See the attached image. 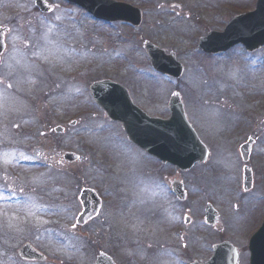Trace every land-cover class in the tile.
Here are the masks:
<instances>
[{
	"label": "rangeland",
	"instance_id": "obj_1",
	"mask_svg": "<svg viewBox=\"0 0 264 264\" xmlns=\"http://www.w3.org/2000/svg\"><path fill=\"white\" fill-rule=\"evenodd\" d=\"M31 5L33 6V0H27V3L23 0H7L4 6L0 2L1 22L4 24L12 22L15 15L22 14L23 11V16L33 15L30 10ZM15 19L18 25L19 16ZM41 23L38 21L36 28L43 34L45 45L37 51L47 52L46 61L41 59L40 64L34 65L32 61L35 59L28 51L25 54H18L16 51L11 58L10 68L13 76L19 77L21 84L25 86L31 81V71L39 74L45 80L44 87L52 86L50 93L52 95L44 99L46 106L36 118L32 116L34 113L30 104L32 102L6 92L0 85V122L7 119L14 120L7 123L8 128L11 125L16 131L9 132L12 146L17 143H27L30 146L28 156H37L49 170L37 159L30 158L22 165L18 162L12 164L14 178L7 174L3 177L0 175V209L6 211L9 203L15 201L14 198L9 199L7 196L6 187L9 191H14L16 197H20L15 208H12V219L4 218L0 213V246H4V243L12 246V248L0 249L1 253L10 259L11 264H23L18 257V251L21 245L29 243L46 257V262L42 264H90L99 252L109 253L118 264H136L137 261L144 263L148 252L149 264H165L162 260L165 259L164 253L171 254L174 251L173 239L174 242H178L177 245L180 247L183 245L184 248L189 243H193V245L189 244L185 251L190 255L197 252L199 253L196 255L197 258L205 259L210 257L212 251L203 243L217 241L216 234L204 227L200 220L206 206L202 198L205 194V197H208L205 201L208 199V203L214 202L216 209L221 212L220 241L235 240L237 242L234 244L239 249L244 248L246 244L245 249L241 250L245 262L244 251L248 240L245 227L254 229L260 218L256 219L257 215H255L249 219L246 217V211L242 213L241 202L244 203V200L241 201L238 191L235 142L238 139L241 142L245 141L248 137L264 139V60L254 56L251 60L243 59L220 66L218 61H215L214 65L211 61L205 60L200 69L192 67L191 55L185 56L189 48L195 47L193 43H188L181 46L178 53L181 61L187 66L186 78L192 79L197 75L196 78L189 86L184 81L179 84L166 83L164 77L151 68L144 53H140L143 47V42L141 43L140 40L138 43H141V48L137 56L131 51L133 49L131 46L130 50L124 48L120 52L121 55L130 52L124 56L125 59L123 57L111 59L110 55L97 52L101 48L96 51L86 47L74 48L64 37L55 41V36L48 31V28L54 26H49L47 23L46 26L39 27ZM102 31H97L100 36ZM122 31L128 33V29L123 28ZM111 35L117 37L113 31ZM147 38L145 36L144 40ZM157 38L159 40L157 45H165L170 40L164 36ZM20 42V38L16 37L10 41L7 48L15 51V44ZM235 52L232 56L237 59L246 55L245 52ZM129 55L137 57L139 61L131 59ZM89 63H94L96 66L90 74L83 73L82 76H77L71 72L78 67L88 68ZM109 65L110 68L115 69L122 66L125 71L124 77H117L118 74L113 70L105 71L109 76L103 75L101 67ZM56 70L60 71L57 82H55ZM68 70L70 72H67ZM201 70L202 79H198L197 71ZM87 75L94 82L97 79L102 80L103 77L120 80L121 85L130 89L134 100L142 101L141 106L151 117L162 116L168 92H173L172 87L180 86L181 91H185L187 95L185 102L188 119L195 126L202 142L212 150L208 162L196 166L188 173H181L169 167L158 172L159 168L155 161L132 146L123 136L122 131L106 121L101 110L91 104L88 98ZM48 91L46 89V93ZM200 93L205 96L199 98ZM81 107L90 109V112L79 110ZM24 114L26 118L31 117L33 120L22 127V120L18 118L23 117ZM87 117L91 118L89 127L93 132L89 128L86 130V126L82 123L85 121L84 118L89 119ZM39 119L47 129L44 139V130L40 127ZM80 119L84 120L80 121ZM73 121L78 122L75 130L69 125ZM56 127H63L66 132L63 135L53 132L55 138H51V142L48 140V134H51L49 128L54 130ZM77 134L78 138H75ZM82 140L89 143L93 149L88 148L87 152L81 151L82 147L86 146L81 142ZM10 141L4 140L7 143ZM74 145H77V148ZM72 152L79 155L82 160L76 165H66L63 156ZM87 154L91 155L93 160L87 159ZM261 154L253 159L251 165L255 170V188L251 195L258 190L257 196H261L260 198H262L261 191L264 192V154ZM2 166L3 163L0 162V168ZM56 172H59L62 179H55L53 173ZM68 177L70 179H67ZM1 179H4L6 187L1 184ZM101 179L107 181L110 190L105 188V183L103 184ZM175 180L187 182V188L192 193L190 202L187 198L188 201L184 206L172 202L169 196L168 189L170 190V185ZM58 182L63 183L64 190L57 187L52 190L51 186ZM102 188L113 195L112 204L109 203L107 208L104 205L100 216L84 229L76 228L75 220L81 212V206L75 202L76 193L82 189H94L96 192L99 189L101 194L98 193L103 197L106 194ZM249 201L245 199V203ZM235 204H240L237 205L236 212L242 213L241 215L235 213ZM150 211H156L161 217L155 216L156 214L151 216ZM185 215L195 221L186 227L188 229L187 233L183 234L182 244L181 236L174 237L173 232L179 227L178 222ZM34 219L37 221L33 222ZM108 220L114 221L109 225ZM49 224H51L50 228H44ZM132 224L135 225L133 235L130 228ZM138 224L142 225L143 229L140 230ZM237 226L242 228L243 232ZM121 228H125V231ZM146 228L148 229L144 230ZM150 229L155 233L148 237ZM8 232L10 235L13 234L10 243L9 237L6 236ZM210 234L213 236L207 238ZM142 237L148 242L147 249L140 245L139 240ZM80 239L81 241L78 242ZM197 247L200 249L197 250ZM184 255L189 259L195 257ZM185 256L183 260L189 262Z\"/></svg>",
	"mask_w": 264,
	"mask_h": 264
},
{
	"label": "water",
	"instance_id": "obj_2",
	"mask_svg": "<svg viewBox=\"0 0 264 264\" xmlns=\"http://www.w3.org/2000/svg\"><path fill=\"white\" fill-rule=\"evenodd\" d=\"M83 6L97 18L103 20H126L139 22V11L130 10L123 5L101 3L97 0L82 1ZM40 9L43 5L37 1ZM129 10V11H128ZM113 15H120L114 17ZM132 15V16H129ZM255 15H264V4H259L258 11ZM264 35V34H263ZM224 37V36H222ZM264 42V41H263ZM147 51L152 59L153 67L158 71L170 74L179 78L183 71L181 66L166 58L163 52L158 51L153 46L149 45ZM1 53V51H0ZM172 67L175 68L172 69ZM172 71V72H171ZM100 86V85H98ZM95 86L92 88L94 98L108 112L113 120L122 121L130 135L131 140L152 155L159 157L161 160L170 162L171 164L180 167L181 169H190L197 162L206 160L208 153L206 148L199 141L191 127L189 126L182 105L180 102L174 101L171 106L172 119L168 122L161 120H152L147 118L137 108L128 114L120 113L114 110L109 104L125 100L129 101L127 96H118L115 93L123 92L124 90L112 84H106V91ZM97 88V89H96ZM250 146H246L248 150ZM244 158L248 157V153L244 152ZM72 160V159H71ZM89 192L86 194L88 195ZM99 211V207L92 194L87 196L85 211L81 218L95 216ZM219 247L216 252H223V248ZM250 250L252 253L251 264H264V229L257 234L251 242ZM24 259L41 260L42 257L37 255L30 246L24 247L20 251ZM223 258L222 254H218L217 260ZM97 264H113L110 259L102 257L98 259Z\"/></svg>",
	"mask_w": 264,
	"mask_h": 264
},
{
	"label": "flooded vegetation",
	"instance_id": "obj_3",
	"mask_svg": "<svg viewBox=\"0 0 264 264\" xmlns=\"http://www.w3.org/2000/svg\"><path fill=\"white\" fill-rule=\"evenodd\" d=\"M44 1L53 9L52 13L61 8L72 10V15L62 16L69 17L71 21L75 23V26L80 28L81 36L83 37H88V29L91 30L94 28V25L102 27L105 32L110 31V29L116 31L121 25H129L132 35L142 36L143 34H147L150 40L154 39L152 41L154 44L159 41L157 37L164 36L169 38V47L162 44L160 45L170 51L179 50V47L189 42L195 45L199 38L205 37L210 33L225 31L233 18L248 13L253 6V0H113L120 3H129L144 10L142 25L135 28L133 25L128 23H126L128 24L126 25L124 22L108 23L95 21L87 12L76 5L68 4L66 0H55L58 3H51V0ZM146 7L152 8L151 14H147L145 10ZM19 16L20 24L18 25H20V27H13L12 24H10L14 23L13 21L5 25L8 29L4 36L5 45L7 47L10 45V41L16 37L20 38L21 42L15 44V47H20L22 43H27L29 45L31 41H35L41 36L36 29L23 27L25 24L28 25V23H26L28 20L27 16ZM34 16L40 17V15ZM162 31L164 32L162 33ZM120 34L121 33H119V35ZM5 132L6 135H8L7 131ZM197 249H199V247H197ZM184 254L190 256L189 253L184 251V248L182 249L180 247V254L177 256L180 264H185L186 262L183 260ZM185 257L189 259L187 256ZM196 259L197 260H191L190 263L193 261L206 263L210 257L205 259H200L198 257Z\"/></svg>",
	"mask_w": 264,
	"mask_h": 264
}]
</instances>
